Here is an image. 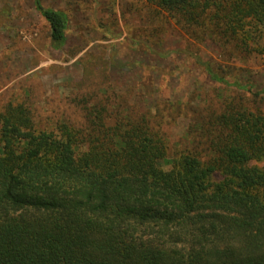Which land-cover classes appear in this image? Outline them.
<instances>
[{"label": "trees", "instance_id": "trees-1", "mask_svg": "<svg viewBox=\"0 0 264 264\" xmlns=\"http://www.w3.org/2000/svg\"><path fill=\"white\" fill-rule=\"evenodd\" d=\"M146 2L195 42L264 56V0ZM34 4L63 50L69 15ZM86 112L55 132L0 112V264H264L263 111L228 103L170 171L149 122Z\"/></svg>", "mask_w": 264, "mask_h": 264}, {"label": "rangeland", "instance_id": "rangeland-1", "mask_svg": "<svg viewBox=\"0 0 264 264\" xmlns=\"http://www.w3.org/2000/svg\"><path fill=\"white\" fill-rule=\"evenodd\" d=\"M41 2L69 15L66 47H51L34 0H0V112L23 105L49 132L84 126L90 108H106L110 121L144 119L167 145L165 171L198 149L202 127L228 103L264 112L262 55L195 42L146 0Z\"/></svg>", "mask_w": 264, "mask_h": 264}]
</instances>
